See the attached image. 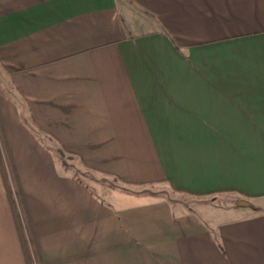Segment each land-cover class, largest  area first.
Segmentation results:
<instances>
[{
    "label": "crops",
    "instance_id": "obj_1",
    "mask_svg": "<svg viewBox=\"0 0 264 264\" xmlns=\"http://www.w3.org/2000/svg\"><path fill=\"white\" fill-rule=\"evenodd\" d=\"M0 75V264H264V0H0Z\"/></svg>",
    "mask_w": 264,
    "mask_h": 264
},
{
    "label": "rangeland",
    "instance_id": "obj_2",
    "mask_svg": "<svg viewBox=\"0 0 264 264\" xmlns=\"http://www.w3.org/2000/svg\"><path fill=\"white\" fill-rule=\"evenodd\" d=\"M4 80L3 77L0 75V87L3 88L4 86ZM0 141L5 142L2 129L0 127ZM51 144H49L50 147H52V153L54 156L55 161H58L62 166H65L66 172L70 174H74L78 179L83 181L93 192H97L98 194L104 195L106 192H109L112 189H121L124 191H132L134 188L128 187L123 185L122 183H119V181L107 176L103 175L91 170L86 169L82 166L80 161L75 158L73 155H70L63 151L62 149H59V147L56 145V143L53 142V140H49ZM4 154L5 150L1 149L0 146V157L2 158V161L4 162ZM7 157V155H5ZM8 158V157H7ZM7 164L10 168V165ZM8 176V175H7ZM162 194L165 196H168V199L173 201L174 203H180L183 205L185 209L196 211V209L202 204L203 206L207 205H214L218 207H227L229 205H243V203L239 202V197H236L234 194L230 193H221V194H214L210 196H189L184 194H178L175 192L163 189ZM15 197V195H14ZM18 198V197H17ZM16 200V197H15ZM238 200V201H237Z\"/></svg>",
    "mask_w": 264,
    "mask_h": 264
},
{
    "label": "trees",
    "instance_id": "obj_3",
    "mask_svg": "<svg viewBox=\"0 0 264 264\" xmlns=\"http://www.w3.org/2000/svg\"><path fill=\"white\" fill-rule=\"evenodd\" d=\"M7 157H8V163H9V165L11 167V170H12L13 179L16 180L17 177H16V173H15V170H14V166H13L11 157L9 155ZM16 189H17L16 191H17V197H18L19 205H20V208H21V211H22V214H23V219H24V222L26 224V227H27V230H28V234H29L32 246H33L35 244V241H34L33 233H32L31 228H30V221H29L28 215H27L26 210H25L22 193H21V190H20L19 186Z\"/></svg>",
    "mask_w": 264,
    "mask_h": 264
}]
</instances>
